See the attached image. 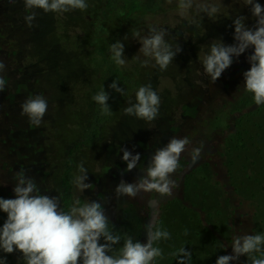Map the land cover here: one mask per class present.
Listing matches in <instances>:
<instances>
[{"label":"rangeland","instance_id":"rangeland-1","mask_svg":"<svg viewBox=\"0 0 264 264\" xmlns=\"http://www.w3.org/2000/svg\"><path fill=\"white\" fill-rule=\"evenodd\" d=\"M86 2L88 8L84 11L35 10L36 19L29 28L24 20L29 12L23 0H0V80L4 81L0 91L2 198H15L13 187L21 170L26 178H34L41 194L59 196L56 142L70 124L71 108L80 107V94L92 69L82 49L61 43L58 35L62 32L70 44L80 46L90 41L96 22L93 13L99 5L93 8ZM258 2L264 6V0ZM195 3L214 4L219 12L209 18L197 14L194 6L181 16L178 0H159L146 6L145 14L137 13L141 36L147 35L150 27L163 28L168 33L167 42L173 48L177 44L182 48L165 71L154 67V60L142 66L146 58L139 53L142 45L132 33H122L114 40L124 43L126 63L122 67L137 78L136 91L148 83L157 91L159 115L152 122L125 115L123 109L129 100L135 101V91L115 108L104 139L77 158V175L83 161L88 170L85 183L90 187L83 192L77 188L75 199L79 198L81 204L89 200L101 202L110 219V229L142 243L147 242L145 225L150 222L170 233V239L158 242L163 256L155 264H178L173 253L182 247L191 251L188 264H216L219 256L232 254L234 237L264 233V105L255 104L253 94L245 90L243 77L251 67L247 57L254 49L234 58L215 84L199 61L200 52L203 55L212 41L235 43L234 18L247 17L248 27L256 21L245 0ZM35 95L44 96L48 102L39 126L21 115V104ZM174 136L187 137L190 143L171 176L176 182L172 194L142 191L134 198H117L115 188L120 181L132 183L143 176L156 149L163 148ZM120 148L141 156L131 172L125 171L127 164ZM194 148L201 149L196 161L191 158ZM6 219L7 214L0 210V227ZM0 256H6L7 264H25L18 250L12 254L0 251ZM232 264L250 262L242 256Z\"/></svg>","mask_w":264,"mask_h":264},{"label":"clouds","instance_id":"clouds-1","mask_svg":"<svg viewBox=\"0 0 264 264\" xmlns=\"http://www.w3.org/2000/svg\"><path fill=\"white\" fill-rule=\"evenodd\" d=\"M15 0H9L14 3ZM169 3L172 0H168ZM26 11L24 20L29 28L33 27L36 11L44 13H68L75 10L84 11L88 8L86 0H23ZM250 7L255 24L248 27L245 24L247 17L237 16L233 20L235 43L226 45L222 40H214L207 46V51L199 55V61L204 73L215 82L234 62L249 48L254 51L247 57L251 67L243 73L244 87L253 94L257 106L264 105V6L258 0H245ZM197 14H206L214 17L219 8L214 4L195 3V0H178L180 15L184 16L193 9ZM167 30L150 27L145 36L133 30L132 37L137 39L142 47L139 53L146 58L142 66L146 67L151 61L161 71L167 70L178 53L182 51L179 44L175 48L165 39ZM125 39H128L125 36ZM110 58L117 66H123L125 60V46L121 41L110 44ZM135 58L139 59L138 56ZM2 67V66H0ZM116 93L126 96L124 88L118 86V80L109 85ZM4 81L0 80V91H3ZM92 99L102 108L104 114H110L108 103L110 96L105 89L97 92ZM160 96L153 89L152 84H144L135 93V101H128L123 109L127 116L138 120L152 122L159 115ZM48 102L42 95L29 96L21 104V115H26L30 122L39 126L47 112ZM190 143L187 137H172L163 148H157L150 163L143 169V176L135 182L121 180L115 188L117 198L121 196L136 197L140 192L155 191L161 195H171L176 182L171 179L179 167L181 154ZM123 152V161L127 164L126 172L137 168L141 156L126 148ZM201 149L194 148L191 158L196 161L200 158ZM87 168L82 161L79 164V173L73 183L84 191L90 187L85 183L88 179ZM16 184L13 187L15 198L0 197V210L7 214V219L0 227V251L12 254L19 251L23 254L25 264H155L157 258L163 256L158 247L161 240L170 239V233L157 223L145 225L147 242L135 240L131 235L114 232L109 228V217L105 213L103 204L96 200H89L81 204L79 198L68 211L61 204V197L44 195L39 192L34 178H26L23 170L16 175ZM114 228V225H113ZM187 235V230H185ZM123 243L121 245V241ZM101 240L103 243H101ZM117 245H121L118 249ZM232 254L221 255L216 264H232L238 262L242 256L248 258L250 264H264V233L243 234L233 238ZM260 253V257L255 255ZM178 258V264H188L191 260V251L185 247L173 253ZM0 264H7L6 256H0Z\"/></svg>","mask_w":264,"mask_h":264},{"label":"trees","instance_id":"trees-1","mask_svg":"<svg viewBox=\"0 0 264 264\" xmlns=\"http://www.w3.org/2000/svg\"><path fill=\"white\" fill-rule=\"evenodd\" d=\"M88 1L93 8L99 5L100 9H94L93 16L96 22L93 25L92 35L89 36L90 44L82 46L78 43L70 44L62 32L58 35L61 43L64 42L75 49H82L81 52L85 54L89 68L92 69L90 78L86 81V87L80 94V107L71 108L70 124L59 133L56 142V158L60 161L59 195L65 211L72 206L78 191L73 183L77 176L78 154L96 146L104 139L107 128L113 121L115 108L132 95L138 85L135 75L126 73L122 66H117L112 61L110 44H113L122 33L137 31L138 14H145L146 6L159 0ZM114 80H118V86L126 90V96H121L109 87ZM103 88L110 96L108 101L111 108L110 114H104L101 106L92 99Z\"/></svg>","mask_w":264,"mask_h":264}]
</instances>
